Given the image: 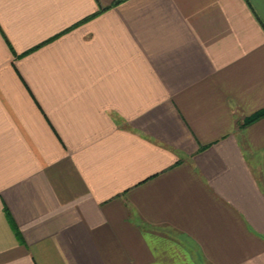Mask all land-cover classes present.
Listing matches in <instances>:
<instances>
[{
  "label": "crops",
  "instance_id": "obj_1",
  "mask_svg": "<svg viewBox=\"0 0 264 264\" xmlns=\"http://www.w3.org/2000/svg\"><path fill=\"white\" fill-rule=\"evenodd\" d=\"M116 1L0 0V264H264V0Z\"/></svg>",
  "mask_w": 264,
  "mask_h": 264
},
{
  "label": "trees",
  "instance_id": "obj_2",
  "mask_svg": "<svg viewBox=\"0 0 264 264\" xmlns=\"http://www.w3.org/2000/svg\"><path fill=\"white\" fill-rule=\"evenodd\" d=\"M124 1H125V0H117L115 3H113V4L111 5V7H113V6H117V5L121 4V3L124 2ZM107 9H108V8H107ZM103 11H104V10H103ZM103 11H100V12L96 13L95 15H93V16H91V17L85 19V20L82 21L80 24L85 23V22H87V21L93 19L94 17H96V16H98L100 13H102ZM10 50H11V48H10ZM11 51H12V50H11ZM30 52H31V51H30ZM30 52L24 53V54H22V55H16L14 52H12V53H13L15 59H20V58H23V57L27 56ZM261 117H264V110L261 111V112H259V113H256V114L253 115L252 117L247 118L244 124H250V123H252V122L258 120V119L261 118Z\"/></svg>",
  "mask_w": 264,
  "mask_h": 264
}]
</instances>
